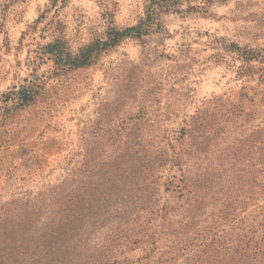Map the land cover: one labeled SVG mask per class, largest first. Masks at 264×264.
I'll return each mask as SVG.
<instances>
[{"label": "rangeland", "instance_id": "obj_1", "mask_svg": "<svg viewBox=\"0 0 264 264\" xmlns=\"http://www.w3.org/2000/svg\"><path fill=\"white\" fill-rule=\"evenodd\" d=\"M152 1L0 0V208L73 170L117 264H264V0H175L82 68L40 53L105 41ZM161 153L148 201L138 159Z\"/></svg>", "mask_w": 264, "mask_h": 264}, {"label": "trees", "instance_id": "obj_2", "mask_svg": "<svg viewBox=\"0 0 264 264\" xmlns=\"http://www.w3.org/2000/svg\"><path fill=\"white\" fill-rule=\"evenodd\" d=\"M59 1V0H57ZM175 0H153L144 20L136 26L119 29L109 27L106 40H97L81 50L75 60L65 59V45L55 41L41 46L42 56H53L58 66L82 68L89 66L93 56L119 46L126 39H143L154 31L159 8L171 10ZM27 104L34 97L31 86L17 94ZM146 154V153H145ZM138 159V190L151 200L155 194L153 176L169 162L164 154ZM166 157V159H165ZM179 166V165H178ZM179 171H182L179 169ZM73 170L56 184H47L34 197L14 198L0 208V264H117L110 250L101 244L91 246V213L84 209L86 182L75 187ZM172 176L169 186L179 189L184 183ZM104 215L97 216L96 220Z\"/></svg>", "mask_w": 264, "mask_h": 264}, {"label": "clouds", "instance_id": "obj_3", "mask_svg": "<svg viewBox=\"0 0 264 264\" xmlns=\"http://www.w3.org/2000/svg\"><path fill=\"white\" fill-rule=\"evenodd\" d=\"M68 45L65 46V59L67 60L69 57L72 60L77 59L82 54L79 44L74 41H69Z\"/></svg>", "mask_w": 264, "mask_h": 264}]
</instances>
